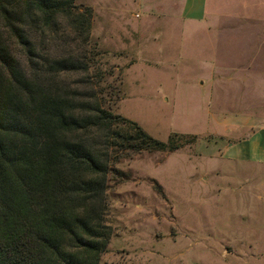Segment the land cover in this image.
Masks as SVG:
<instances>
[{"label": "rangeland", "instance_id": "rangeland-1", "mask_svg": "<svg viewBox=\"0 0 264 264\" xmlns=\"http://www.w3.org/2000/svg\"><path fill=\"white\" fill-rule=\"evenodd\" d=\"M159 2L71 0L90 10L86 41L53 36L87 65L69 86L152 138L181 137L111 163L98 264H264V165L227 146L264 126V0L203 14Z\"/></svg>", "mask_w": 264, "mask_h": 264}, {"label": "trees", "instance_id": "trees-1", "mask_svg": "<svg viewBox=\"0 0 264 264\" xmlns=\"http://www.w3.org/2000/svg\"><path fill=\"white\" fill-rule=\"evenodd\" d=\"M89 25L71 0H0V264H98L111 163L181 145L64 81L87 65L53 36L66 29L83 44Z\"/></svg>", "mask_w": 264, "mask_h": 264}, {"label": "crops", "instance_id": "crops-1", "mask_svg": "<svg viewBox=\"0 0 264 264\" xmlns=\"http://www.w3.org/2000/svg\"><path fill=\"white\" fill-rule=\"evenodd\" d=\"M161 5L166 7L179 6L181 11L188 14L201 13L208 6H217L220 12L221 5L219 0H160ZM154 3V2H153ZM151 6V5H150ZM196 7H200L199 10ZM170 9V8H169ZM166 11H171L166 9ZM192 16V15H191ZM195 18V17H193ZM228 147H235L236 154L246 148L245 155H236L239 161H248L264 165V126L251 130L244 137L228 143Z\"/></svg>", "mask_w": 264, "mask_h": 264}]
</instances>
